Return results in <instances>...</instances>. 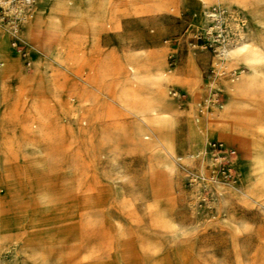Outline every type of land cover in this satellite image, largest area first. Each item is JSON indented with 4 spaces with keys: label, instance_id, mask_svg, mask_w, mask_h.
I'll list each match as a JSON object with an SVG mask.
<instances>
[{
    "label": "rangeland",
    "instance_id": "rangeland-1",
    "mask_svg": "<svg viewBox=\"0 0 264 264\" xmlns=\"http://www.w3.org/2000/svg\"><path fill=\"white\" fill-rule=\"evenodd\" d=\"M213 2L226 57L206 5L35 0L16 46L0 3V264H264V0Z\"/></svg>",
    "mask_w": 264,
    "mask_h": 264
},
{
    "label": "built area",
    "instance_id": "built-area-1",
    "mask_svg": "<svg viewBox=\"0 0 264 264\" xmlns=\"http://www.w3.org/2000/svg\"><path fill=\"white\" fill-rule=\"evenodd\" d=\"M28 8L33 0H25ZM26 10L22 12H16L15 18L13 17V31H14V44H18L20 40L18 30L21 29V25L25 22ZM17 46V45H16ZM26 54V53H25ZM30 65V63H29ZM207 151L214 156L217 162H213L212 170L209 172V176H201L200 179L203 182V188L207 190V183L213 180H225L229 183H237L240 180V174L236 168V162L238 158V151L235 146L229 145L222 140H213L206 144Z\"/></svg>",
    "mask_w": 264,
    "mask_h": 264
},
{
    "label": "bare ground",
    "instance_id": "bare-ground-1",
    "mask_svg": "<svg viewBox=\"0 0 264 264\" xmlns=\"http://www.w3.org/2000/svg\"><path fill=\"white\" fill-rule=\"evenodd\" d=\"M213 1V0H212ZM255 1H259V0H236L234 3H237V4H240L241 6H244V5H246V4H248V3H250V2H255ZM0 3H2L3 5H5V7H7L8 9L7 10H9V14H12V15H14V14H16V12H22V11H25L26 10V16H25V22H24V24H23V27H24V25H25V23H27L29 20H31L33 17H34V10L32 9L33 7V5H34V3H35V0H33V2L30 4V5H28V8L27 9H25V6L27 5V3H26V1L25 0H0ZM209 7H212V9H210V10H207L206 11V13H207V16L208 17H211V18H213L214 19V26H211V27H209V28H207V30H208V33H210V34H213L214 33V30L216 29V32H217V35L219 36V38H218V40L219 41H221L220 42V44H222L223 43V37H225L226 36V34H224L223 32H224V23H223V21H222V19H221V17H222V15H223V13H225L226 12V10H222L221 8H217V6H216V4H212L211 6H209ZM10 10L12 11V10H14V11H12V13L10 12ZM232 15V14H231ZM229 18H230V16H229ZM232 18V17H231ZM27 27H28V25H27ZM22 29V28H21ZM21 29H19L18 31H20ZM29 30V29H28ZM22 32V31H21ZM46 44V43H45ZM45 44H44V46H45ZM48 44V43H47ZM222 46V48H220V52H219V54H220V56L221 57H226V55H227V45H226V43H224V44H222L221 45ZM46 50V49H45ZM217 64H219V63H217ZM261 65V64H260ZM252 71V70H251ZM260 71V70H259ZM235 77H233V81H235L236 79L238 80V76H239V74L238 73H236V71L235 72H233L232 73ZM175 94H178V92L176 91V92H174ZM181 96V95H180ZM215 99V98H214ZM205 109H206V107L204 108V109H200V111L204 114L205 113ZM234 126V125H233ZM244 128V127H243ZM221 131V130H220ZM234 131V130H233ZM236 131V130H235ZM222 133V132H221ZM223 134V133H222ZM237 134V133H236ZM206 136H209V134L207 133V132H201V133H199V134H197V138H196V141H195V145H196V147H198V150L199 151H202L203 150V152H205V149H203V148H201L200 147V145H202V144H204L205 146H206V144H205V137ZM226 137V136H225ZM203 142V143H202ZM242 144V143H241ZM206 153L207 154H210L208 151H207V149H206ZM210 155H212V154H210ZM207 155L205 154L204 155V158L206 157ZM212 158H214V156L212 155ZM197 179V178H196ZM212 182H221L220 180H213ZM209 184L210 183H207V188H208V186H209ZM226 184H230V185H236L235 183H232V182H229V183H226ZM202 185V187L204 186V184H201Z\"/></svg>",
    "mask_w": 264,
    "mask_h": 264
},
{
    "label": "crops",
    "instance_id": "crops-1",
    "mask_svg": "<svg viewBox=\"0 0 264 264\" xmlns=\"http://www.w3.org/2000/svg\"><path fill=\"white\" fill-rule=\"evenodd\" d=\"M219 1L223 2V1H226V0H219ZM230 1L231 2H235L236 0H230ZM215 3L216 2H213L212 0H181L182 9L185 12H187V13H194V12L199 13L200 11H202V8H203L204 5H206V7H209V6H211L212 4H215ZM162 8H164V6H162ZM195 19H196V17L194 15V17L191 19V22L194 23ZM182 72L185 73V69L184 68H182L180 73L183 74ZM232 146H235V145H232Z\"/></svg>",
    "mask_w": 264,
    "mask_h": 264
}]
</instances>
